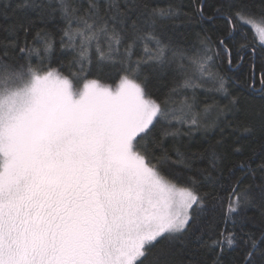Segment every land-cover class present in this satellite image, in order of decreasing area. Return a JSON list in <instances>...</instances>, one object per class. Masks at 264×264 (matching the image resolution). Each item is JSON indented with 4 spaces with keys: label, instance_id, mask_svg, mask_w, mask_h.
I'll list each match as a JSON object with an SVG mask.
<instances>
[{
    "label": "snow or ice",
    "instance_id": "snow-or-ice-1",
    "mask_svg": "<svg viewBox=\"0 0 264 264\" xmlns=\"http://www.w3.org/2000/svg\"><path fill=\"white\" fill-rule=\"evenodd\" d=\"M160 2L0 0V264H264V0ZM206 82L210 124L174 99ZM202 127L194 169L169 141Z\"/></svg>",
    "mask_w": 264,
    "mask_h": 264
},
{
    "label": "trees",
    "instance_id": "trees-1",
    "mask_svg": "<svg viewBox=\"0 0 264 264\" xmlns=\"http://www.w3.org/2000/svg\"><path fill=\"white\" fill-rule=\"evenodd\" d=\"M16 0H12V4L14 5ZM186 2V0H185ZM86 6V5H85ZM161 7H165L166 4L161 0L160 5ZM23 13L22 12H16L15 16L12 14V9H8V15H5L3 11H0V28L7 26L9 23H12L13 20L19 16H21ZM180 21H176V24L179 26L178 30L179 31H184V28L180 26ZM75 26V25H74ZM45 25L37 23V28H44ZM196 31H199L197 28ZM244 32L246 33L247 39L243 40L244 43H247L249 45H254V46H259V39L257 35L254 32V29H252L250 26L244 28ZM211 35V32L209 33ZM188 39L193 41L194 43L197 44V48H199V43L196 41L195 36L193 35L192 31H189L187 33ZM214 39V37H213ZM239 39V37H238ZM214 70H219L221 74L225 76V78L231 76L235 77L236 79H241V76L238 75L239 72H243L244 75H247V69H233L229 70L228 66L226 63L220 64L218 66V69ZM108 84H113V79H107L103 81ZM116 83L118 80L115 81ZM182 83V80L180 81ZM197 83H200V81H197ZM213 85L211 82H206L204 83L202 88H198L195 90L193 89H181L180 94L174 97L175 99V106L178 108L180 106V102L184 100V98L187 96L189 99L195 94L197 97L199 103V106L195 109L201 114V117L203 118L204 123H212L213 121L216 120V112L214 110H210L209 112L205 113L204 112V107L205 104L211 105L213 101L215 100L219 104L223 105L227 103V100L222 99V94L220 93H215V92H206V89H212ZM264 104V101H260L258 98H252L248 96H244L242 100V105L246 107L248 111H257L259 110L260 106ZM173 124L175 125L176 122L173 121ZM177 127H180L177 125ZM181 131L187 133L188 132V126L185 124L181 127ZM242 136V143L246 146V152L251 153L252 151H255V153L259 156L261 154V147L262 144H264V136L261 135V129L259 125L257 124L256 130L254 134H248V133H241ZM232 138H235L234 136ZM220 139V133L218 131H213L212 129H208L207 131L204 130L202 127L200 130H193L192 134L190 136H183L180 139H177L176 141H169V147L170 149L176 148L179 149L180 152L184 153L185 156L187 157L189 154H201L204 155V159H195L193 168H198V167H204L207 166L208 160H207V154L206 150L210 148V146L215 145V141ZM175 158V157H174ZM234 159H240V157H235ZM178 168L180 166H177ZM195 172L193 171V173ZM178 183L179 186H184L180 182L174 181Z\"/></svg>",
    "mask_w": 264,
    "mask_h": 264
},
{
    "label": "rangeland",
    "instance_id": "rangeland-1",
    "mask_svg": "<svg viewBox=\"0 0 264 264\" xmlns=\"http://www.w3.org/2000/svg\"><path fill=\"white\" fill-rule=\"evenodd\" d=\"M258 22V21H257ZM258 37V36H257ZM259 39V38H258ZM118 83V82H117ZM179 186V185H178Z\"/></svg>",
    "mask_w": 264,
    "mask_h": 264
}]
</instances>
